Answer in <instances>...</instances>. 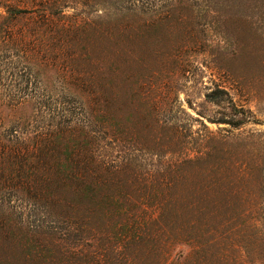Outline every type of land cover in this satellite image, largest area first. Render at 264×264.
<instances>
[{"label": "rangeland", "instance_id": "obj_1", "mask_svg": "<svg viewBox=\"0 0 264 264\" xmlns=\"http://www.w3.org/2000/svg\"><path fill=\"white\" fill-rule=\"evenodd\" d=\"M73 53L103 73L114 189L149 200L91 213L109 262L264 264V0H0V264L65 263L46 161Z\"/></svg>", "mask_w": 264, "mask_h": 264}, {"label": "trees", "instance_id": "obj_2", "mask_svg": "<svg viewBox=\"0 0 264 264\" xmlns=\"http://www.w3.org/2000/svg\"><path fill=\"white\" fill-rule=\"evenodd\" d=\"M69 31L74 30L72 28ZM100 72L90 70L89 64L86 65L76 53L67 55L66 87H63L62 99L63 121L57 125H61L59 128L56 125L52 127L49 138L46 161L48 207L51 214L60 215L63 221L52 223V228L57 230L49 234L48 238L50 242L65 240L64 243L69 246L64 253V264H111L108 246L104 249L97 243L100 239L97 227L94 229L96 223L90 219L91 213H102L104 220L107 219V228L111 230V226H117L118 223L120 227L129 226L123 222H128V216L134 217L132 212H138L137 209L131 211L133 204L137 208L149 202L142 199L141 204L134 203L139 199L124 190L117 192L114 189L119 186L116 176L122 177L124 163L117 165L115 161L107 159V144H101L108 138L110 129L108 101L104 95L105 88L100 84L103 76ZM91 103L101 107L98 112L103 118L99 121L93 118ZM164 199L167 201L166 207ZM169 204V199L164 196L159 199L156 209L166 210ZM59 222L65 227H54ZM57 234L66 238L59 239L55 236ZM106 234L108 237V230ZM131 240L132 237L127 235L121 245L126 247ZM115 249L120 247L116 246ZM167 254L165 250L164 255H160V262L168 261Z\"/></svg>", "mask_w": 264, "mask_h": 264}]
</instances>
